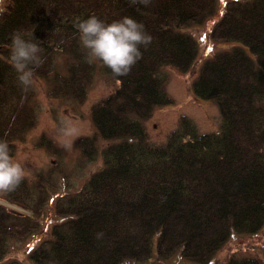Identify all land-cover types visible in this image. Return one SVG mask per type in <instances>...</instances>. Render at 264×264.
I'll list each match as a JSON object with an SVG mask.
<instances>
[{"label":"trees","instance_id":"obj_1","mask_svg":"<svg viewBox=\"0 0 264 264\" xmlns=\"http://www.w3.org/2000/svg\"><path fill=\"white\" fill-rule=\"evenodd\" d=\"M91 16L105 23L131 17L152 37L127 75L88 62L75 24ZM208 22L209 42L233 47L201 63L190 92L217 106L219 130L200 134L181 117L163 143H152L144 124L172 102L161 72L191 70L198 43L189 31ZM14 30L40 45L42 63L33 76L48 77L56 55L72 60L67 76H53L54 95L81 102L97 69L117 84L90 109L93 132L75 142L84 164L100 158L102 166L78 191L56 199L57 221L28 251L30 264H129L175 254L207 264L232 236L264 229V0H149L147 6H130L129 0H4L0 139L9 146L34 126L29 89L9 63ZM38 145L52 147L43 137ZM53 189L39 177L0 192V199L31 212L0 205V264H7L13 240L37 234L48 200L40 193ZM229 264L262 263L247 257Z\"/></svg>","mask_w":264,"mask_h":264},{"label":"rangeland","instance_id":"obj_2","mask_svg":"<svg viewBox=\"0 0 264 264\" xmlns=\"http://www.w3.org/2000/svg\"><path fill=\"white\" fill-rule=\"evenodd\" d=\"M209 24L208 22L204 28L189 31L198 43V58L191 70L187 74H179L167 67L161 72L164 76L165 91L172 102L156 108L151 118L144 124L152 143H163L167 135L177 127L181 117L190 119L200 134L219 130L221 118L217 106L210 101L195 99L190 92V83L196 77L201 63L216 52L233 47L232 44L213 45L209 42L207 36ZM71 64L72 60L66 55H56L52 61L50 75L46 78L33 76V81L28 86V106L32 109L34 126L22 139H15L11 143L10 155L23 167L24 179L27 182L34 184L41 177L53 184L54 189L49 193H40L42 199H48L46 205L42 206L40 229L28 240L12 241L13 248L6 257L7 264H30L27 259L28 251L49 235L51 226L57 221L53 211L56 199L63 194L78 191L90 174L102 166L100 158L93 163L84 164L75 142L93 132L90 109L93 104L111 94L117 84L97 69L81 102L73 96L54 95L53 76L55 74L67 76ZM40 137H43L44 142L50 141L51 149L38 145ZM0 205L23 215H31L26 209L2 199ZM177 256L178 254H175L162 259L154 256L146 262L129 264H175ZM247 257L257 258L264 264V229L250 237L232 236L207 264H229ZM181 264L199 263L183 258Z\"/></svg>","mask_w":264,"mask_h":264},{"label":"clouds","instance_id":"obj_3","mask_svg":"<svg viewBox=\"0 0 264 264\" xmlns=\"http://www.w3.org/2000/svg\"><path fill=\"white\" fill-rule=\"evenodd\" d=\"M3 3L4 0H0V5ZM148 3L149 0H129L130 6H147ZM75 28L82 46L87 49L88 62L100 61L117 77L130 72L141 56L140 46H147L152 40L145 32L144 25L128 16L111 23L91 16L78 21ZM9 39V63L18 73L20 84L28 87L33 81L35 69L42 63L40 45L33 38H25L19 30H14ZM24 177L23 167L10 155L8 142L0 139V192L14 191ZM182 259L178 255L175 264H181Z\"/></svg>","mask_w":264,"mask_h":264}]
</instances>
